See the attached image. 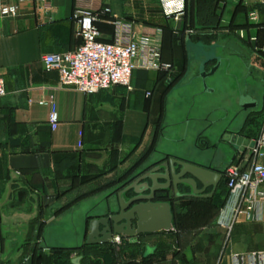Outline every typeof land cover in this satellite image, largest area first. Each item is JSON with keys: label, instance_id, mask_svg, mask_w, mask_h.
<instances>
[{"label": "crops", "instance_id": "1", "mask_svg": "<svg viewBox=\"0 0 264 264\" xmlns=\"http://www.w3.org/2000/svg\"><path fill=\"white\" fill-rule=\"evenodd\" d=\"M48 1L49 10L26 1L17 18L0 20V78L6 89L0 98V264H264V200L226 237L217 225L227 195L223 181L209 199L171 198L168 233L124 239L119 252L112 243L84 245L88 221L107 214L113 190L139 169L171 157L223 169L235 153L232 164L247 167L264 120V13L256 25L245 19L250 2L186 0V13L175 23L152 0H100L111 10L96 23L102 42L116 41V22L137 41L158 29L154 41L161 61L173 70L137 69L130 90L86 96L43 69V55L81 44L72 19L75 0ZM237 31L248 32L256 48ZM239 40L235 53L229 45ZM216 44L231 53L238 73L261 83V106L255 90L242 94L234 72L224 79L231 86L232 118L218 109L221 89L215 82L212 92L203 90L199 72H208L217 59L205 58L201 49ZM245 96L256 106L242 108ZM52 111L58 117L55 130L49 124ZM257 119L262 121L254 132ZM111 205L115 210L114 200Z\"/></svg>", "mask_w": 264, "mask_h": 264}, {"label": "built area", "instance_id": "2", "mask_svg": "<svg viewBox=\"0 0 264 264\" xmlns=\"http://www.w3.org/2000/svg\"><path fill=\"white\" fill-rule=\"evenodd\" d=\"M26 1L37 2L46 10L50 8L48 0H0V20L17 18L20 4ZM243 1L264 5V0ZM159 3L168 22L177 23L186 13V0H159ZM110 14V8L102 5L100 0H75L72 19L75 35L81 44L74 50L43 55L41 63L45 72L56 73L61 86L86 96L116 87L130 90L132 74L137 69L171 72L172 65L161 61V49L154 41L156 33L160 32L158 29L144 33L137 41L130 35L126 36L128 30L124 31L121 22H116L114 24L119 31L116 41L102 42L96 23ZM249 17L252 22L258 19L254 11ZM5 94V84L0 78V98ZM49 124L52 130L57 128L55 111L49 114ZM249 160L246 168L230 164L222 169L227 195L219 209L217 225L224 230L226 237L241 216L250 219L253 208L264 200V120L257 139L249 148ZM124 239L127 240L122 236L113 237L111 243L116 252L120 251Z\"/></svg>", "mask_w": 264, "mask_h": 264}, {"label": "water", "instance_id": "3", "mask_svg": "<svg viewBox=\"0 0 264 264\" xmlns=\"http://www.w3.org/2000/svg\"><path fill=\"white\" fill-rule=\"evenodd\" d=\"M236 35L243 43H250L251 49L256 48V42L249 39L248 32L237 31ZM219 67L220 61L216 60L208 72H201L205 92H211L205 85V79L214 75ZM240 106L247 110L255 107L256 103L242 97ZM235 158L236 153L230 164ZM222 181V168L193 164L173 157L139 169L109 196L107 214L88 221L84 245L109 244L115 236L130 239L168 233L173 229L171 198L209 199ZM113 200L115 210L111 205Z\"/></svg>", "mask_w": 264, "mask_h": 264}, {"label": "rangeland", "instance_id": "4", "mask_svg": "<svg viewBox=\"0 0 264 264\" xmlns=\"http://www.w3.org/2000/svg\"><path fill=\"white\" fill-rule=\"evenodd\" d=\"M152 2H153L154 6L157 9H160V11H161V13L163 15V12L161 10V7H159L160 6V3H158L159 0L158 1L157 0H152ZM229 2L232 5V4H235L236 2L238 3L239 1L238 0H229ZM239 6L241 7V2H240V5H238V9L236 8V11H238L237 14L240 13ZM247 7H248V12L245 15V19L248 21V23H250V24L254 23V22H252L250 20V17H249V14L251 12H253V11L256 12V14L258 16V19L260 18V20H261V17H262V15L264 13V7H262L259 2H250ZM244 11L246 12L245 9H244ZM258 23H259V21H256V23H254V24L257 25ZM232 33L233 32H230V34H232ZM224 36H227V35H223L221 37H224ZM240 45H242L241 40H239L238 43L234 44L233 46L232 45H229V47H231L230 50H232V51H234L236 53L237 51H239L241 49V46ZM223 49H224V47L220 46L219 44H216L215 47L210 48L209 50L205 51L204 53H203V49H201L202 50L201 53L204 54L203 56L205 58L216 57V59L219 60L220 63L222 61H224V60L226 61V62L224 61L225 63L221 66V68L218 70V72L216 71L217 73L215 74L214 78H212L211 80H209L208 83L205 84V85H206V87L208 85V89L209 90L213 89L211 86H209V85H212V82L213 83L215 82L216 85L219 86V88L221 89V91L219 93H218V91L216 92V94L218 96V99L220 100L219 102L217 101L218 104H219L218 105V109H220V108L226 109L228 111V113H229L228 118H230L231 117V113H232V107H233L234 104L232 102L233 97H232V95L229 92V86L230 85L227 88L226 81L224 80L226 78V73L234 72L235 81L238 82L236 85H237V87L238 86L240 87V90L242 91V94L246 90H255V91H253V93L257 96V100L256 101L259 103L260 106L262 104V97H261V92H260L262 90V85H261V83H258L257 81H254L252 78H249V77L248 78H245L244 77L245 75H242L243 74L242 72H239L238 73V69L235 68L237 66V64L235 62L233 64V60L230 59V57H229V55L231 53H229L227 51L223 52ZM226 49H228V48H226ZM217 51H219V56L214 55V53L215 52L217 53ZM250 64H252L251 61H250ZM229 66H230V68H229ZM172 70H173V66H172ZM172 70H171V72H172ZM201 72L202 71L199 72V77H200ZM240 75H242V76L240 77ZM131 84H132V80H131ZM202 87H203V90H204L203 84H202ZM230 88H231V86H230ZM211 92H212V90H211ZM245 97H247V96H245ZM216 114H217V112L215 113V118H217ZM233 115H232V117H233ZM221 117L220 118H217V119H221ZM261 121L262 120L259 121V119H257V120H254V122L252 123V128H254L256 130L254 132H257V130L259 129V127L261 125ZM221 126H222V122L216 124V128L215 129L219 130V128ZM77 185L78 186H81V188H82V184H77ZM112 263L113 262H104V264H112ZM123 264H136V262H123Z\"/></svg>", "mask_w": 264, "mask_h": 264}, {"label": "trees", "instance_id": "5", "mask_svg": "<svg viewBox=\"0 0 264 264\" xmlns=\"http://www.w3.org/2000/svg\"><path fill=\"white\" fill-rule=\"evenodd\" d=\"M237 9H238V7H237ZM230 28H231V31H233V29H235V26L234 25H230ZM116 189V188H115ZM114 189V190H115ZM113 190V191H114ZM71 205H75V203L74 204H71ZM67 208H64V209H62V210H60L58 213H61L62 211H65ZM111 252H113L112 250V247H110V249H109ZM77 251V250H76ZM112 254H114V253H112Z\"/></svg>", "mask_w": 264, "mask_h": 264}]
</instances>
